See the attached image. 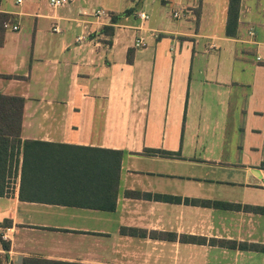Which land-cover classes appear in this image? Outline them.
<instances>
[{"label": "crops", "instance_id": "0c3cea01", "mask_svg": "<svg viewBox=\"0 0 264 264\" xmlns=\"http://www.w3.org/2000/svg\"><path fill=\"white\" fill-rule=\"evenodd\" d=\"M48 1L0 0L18 27L0 31V93L24 98L0 264H264L238 246L264 245V214L157 198L264 206V0H240L233 36L229 0ZM105 150L121 151L111 209ZM179 168L238 188L216 198L214 176Z\"/></svg>", "mask_w": 264, "mask_h": 264}, {"label": "trees", "instance_id": "16d2710c", "mask_svg": "<svg viewBox=\"0 0 264 264\" xmlns=\"http://www.w3.org/2000/svg\"><path fill=\"white\" fill-rule=\"evenodd\" d=\"M239 5L240 0H229L228 12H227V23H226V31L225 33L228 36H233L236 32L237 23H238V15H239ZM131 10L127 9L123 12V14L129 13ZM121 16V15H119ZM119 16L113 17L114 21L120 18ZM8 15L0 14V31H3V24L12 20ZM111 31L112 28H109ZM6 78H11V76H7ZM23 104L24 98L20 96H8L0 93V193L2 192L4 185L5 173L7 172L9 162L15 150H19V146L21 143L20 132H21V121L23 114ZM107 153L112 155L111 157V166H108L107 172L108 174L111 172V177L107 179V191L112 188L113 197L108 195L106 201L108 204H102L101 206H106V208H113L115 205V197H116V188L118 183L119 176V165H120V157L121 151L116 150H105ZM146 152H160L165 153L160 150L155 149H146ZM165 154H171L170 152ZM105 160V157H103ZM24 163V162H23ZM264 168V163L262 164ZM106 183V179H101ZM23 183V180H22ZM23 197V196H21ZM157 198L167 200L170 202H178L181 201L192 204V205H201L206 207H215L220 209H234V210H245L251 211L255 213L264 214V206H252V205H241L236 203L218 201V200H209V199H188L177 196L170 195H157ZM131 229L122 228L121 231L125 232ZM233 244H236L233 242ZM240 248L251 247L257 248L260 251H264V245L261 244H246V243H238Z\"/></svg>", "mask_w": 264, "mask_h": 264}, {"label": "rangeland", "instance_id": "374dc122", "mask_svg": "<svg viewBox=\"0 0 264 264\" xmlns=\"http://www.w3.org/2000/svg\"><path fill=\"white\" fill-rule=\"evenodd\" d=\"M170 6L169 5H165L163 7V13L164 14H167V16L169 17L170 16ZM178 171H182V172H194L195 174H204L205 176H214L213 179L215 180H218V181H213L212 180V183L213 185H206V183L204 181H202L204 183L203 186H201V190L202 192H214V196L216 198L218 197H221L223 195V193H225L224 191L227 189H237L236 187H229V186H225L223 184H221V182L225 179L223 178H226V180H228L229 182H237V172H232V170H227V169H224V170H221V169H210V171H203L202 169H197V168H191V169H188V170H184V169H181L179 168ZM216 173V174H215ZM217 176V177H216ZM206 185V186H205ZM199 184L198 183H195V188H198Z\"/></svg>", "mask_w": 264, "mask_h": 264}, {"label": "built area", "instance_id": "2783aa9c", "mask_svg": "<svg viewBox=\"0 0 264 264\" xmlns=\"http://www.w3.org/2000/svg\"><path fill=\"white\" fill-rule=\"evenodd\" d=\"M70 1L71 0H49L48 3L51 8L57 9V8L67 5ZM184 11H185V8H178L173 11L172 15L174 18H180L181 16H183ZM103 14H105V12L102 10H96L95 12H93V15L95 16H101ZM138 17L140 18L141 21L148 19V15L143 11H140L138 13ZM3 27L5 29L10 28L12 30H16L18 28L16 24H12L11 22H5L3 24ZM53 31H58V28L53 27ZM133 45L134 47H137V48L143 47L145 45V40H144L143 35L141 34L137 35L134 39Z\"/></svg>", "mask_w": 264, "mask_h": 264}, {"label": "water", "instance_id": "95a60500", "mask_svg": "<svg viewBox=\"0 0 264 264\" xmlns=\"http://www.w3.org/2000/svg\"><path fill=\"white\" fill-rule=\"evenodd\" d=\"M257 173V171H255Z\"/></svg>", "mask_w": 264, "mask_h": 264}]
</instances>
